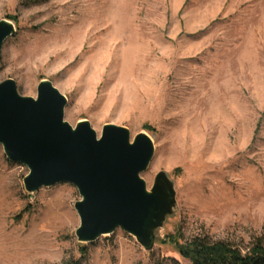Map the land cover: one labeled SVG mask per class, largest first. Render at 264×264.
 Instances as JSON below:
<instances>
[{
	"label": "rangeland",
	"instance_id": "rangeland-1",
	"mask_svg": "<svg viewBox=\"0 0 264 264\" xmlns=\"http://www.w3.org/2000/svg\"><path fill=\"white\" fill-rule=\"evenodd\" d=\"M0 84L37 98L50 81L65 121L146 133L177 206L152 251L122 230L81 244L71 184L30 194L0 147V264H187L195 237L245 248L264 234V0H0ZM83 249L86 252H83Z\"/></svg>",
	"mask_w": 264,
	"mask_h": 264
},
{
	"label": "water",
	"instance_id": "water-1",
	"mask_svg": "<svg viewBox=\"0 0 264 264\" xmlns=\"http://www.w3.org/2000/svg\"><path fill=\"white\" fill-rule=\"evenodd\" d=\"M17 33L13 22L0 21V63L4 44ZM67 104L50 81L39 84L37 98L21 96L14 80L1 83L0 147L10 162L29 170L28 193L63 183L78 190L79 243H95L120 229L152 251L177 206L166 173L158 174L151 190L141 177L154 158L152 139L140 133L132 141L127 128L111 124L100 138L88 121L74 128L65 121Z\"/></svg>",
	"mask_w": 264,
	"mask_h": 264
},
{
	"label": "trees",
	"instance_id": "trees-1",
	"mask_svg": "<svg viewBox=\"0 0 264 264\" xmlns=\"http://www.w3.org/2000/svg\"><path fill=\"white\" fill-rule=\"evenodd\" d=\"M177 249L187 264H264V234L253 237L245 248L230 242L212 241L208 237H195L185 244H179ZM83 252L86 250L83 249Z\"/></svg>",
	"mask_w": 264,
	"mask_h": 264
}]
</instances>
